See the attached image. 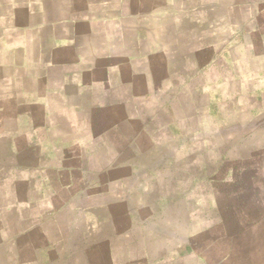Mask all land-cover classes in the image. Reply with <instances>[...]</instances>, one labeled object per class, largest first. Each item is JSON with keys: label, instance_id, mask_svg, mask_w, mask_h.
<instances>
[{"label": "crops", "instance_id": "crops-1", "mask_svg": "<svg viewBox=\"0 0 264 264\" xmlns=\"http://www.w3.org/2000/svg\"><path fill=\"white\" fill-rule=\"evenodd\" d=\"M263 86L264 0H0V264H184L204 165L263 179Z\"/></svg>", "mask_w": 264, "mask_h": 264}, {"label": "rangeland", "instance_id": "rangeland-1", "mask_svg": "<svg viewBox=\"0 0 264 264\" xmlns=\"http://www.w3.org/2000/svg\"><path fill=\"white\" fill-rule=\"evenodd\" d=\"M203 168L197 175L200 180L197 200L200 208H206L209 218L215 220L214 239H206L201 228L195 229L193 237L198 246L194 243L184 246L183 253L188 255L184 264H264V176L256 188L250 180L241 182L240 188H247L245 194L239 191L237 181L223 180L225 175L236 176L237 171H227L223 176L222 165L208 164ZM250 168L248 164L247 174ZM242 223L246 224L244 235Z\"/></svg>", "mask_w": 264, "mask_h": 264}]
</instances>
